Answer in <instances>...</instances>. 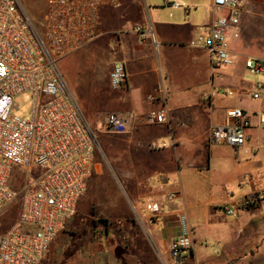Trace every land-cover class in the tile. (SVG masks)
Wrapping results in <instances>:
<instances>
[{"label":"crops","instance_id":"1","mask_svg":"<svg viewBox=\"0 0 264 264\" xmlns=\"http://www.w3.org/2000/svg\"><path fill=\"white\" fill-rule=\"evenodd\" d=\"M243 2L227 33L233 63L216 68L205 49L190 46L216 16L212 0H130L101 9L99 35L83 49L105 56L110 71L122 62L127 80L114 91L106 74L110 114L123 128L96 149L77 204L80 215L104 227L95 245L106 248L90 264H264V200L234 216L220 211L264 193V86L259 99L250 97L264 75L244 67L248 58L264 60V0ZM137 25L149 26L155 42L142 40ZM231 108L249 116L247 141L210 145L212 126ZM160 110L165 123L144 124L145 114ZM171 193L174 202L166 200ZM153 204L157 213L148 208ZM117 219L120 228L111 225ZM185 231L192 246L174 259L169 244Z\"/></svg>","mask_w":264,"mask_h":264},{"label":"built area","instance_id":"2","mask_svg":"<svg viewBox=\"0 0 264 264\" xmlns=\"http://www.w3.org/2000/svg\"><path fill=\"white\" fill-rule=\"evenodd\" d=\"M124 1L130 0H48L43 32L36 36L20 1L0 0V212L18 196L10 183L12 172L25 176L17 218L0 235V264L41 262L76 213L86 181L94 173L97 140L57 62L94 42L101 9L118 8ZM243 6V0H212L214 20L190 42L209 53L213 68L233 63L227 33L238 25ZM135 32L142 40L155 42L149 26L137 25ZM244 67L253 76L264 75V60L248 58ZM126 80L124 64L114 63L110 88L121 90ZM263 86L256 82L250 97L259 99ZM26 96L30 100L28 119L23 117L22 106ZM143 122L163 124L165 113L150 111ZM258 122L264 131V113L258 114ZM107 125L112 132L123 128L115 114L108 116ZM249 128V116L241 108H231L221 123L212 126L209 144L239 148L247 141ZM262 147L264 150V135ZM166 200L174 202L177 195L168 194ZM263 200L264 193L257 191L220 211L234 216ZM148 208L151 213L159 211L156 204ZM191 246L192 239L185 231L170 242V255L177 259Z\"/></svg>","mask_w":264,"mask_h":264},{"label":"rangeland","instance_id":"3","mask_svg":"<svg viewBox=\"0 0 264 264\" xmlns=\"http://www.w3.org/2000/svg\"><path fill=\"white\" fill-rule=\"evenodd\" d=\"M19 1L31 22L34 34L39 36L43 32L48 0ZM57 67L85 121L95 134L97 149H99L103 146L107 134L116 133L110 131L107 125L108 116L112 111L108 99L113 93L105 79L110 71L109 60L103 55H98L96 50L91 52V50L82 49L59 60ZM24 99L26 100L22 104L25 108L23 117L28 119L29 115L26 111L30 108V100L27 96ZM24 178V174L16 170L12 172L10 183L18 192V196L13 203L0 212V235L7 232L17 218ZM97 223L91 215H80L76 210L75 215L66 223L38 264H90L93 260L92 255L106 248L105 245H95L98 238L105 237L103 223ZM122 223L120 219L111 221V225H115L116 228H120Z\"/></svg>","mask_w":264,"mask_h":264},{"label":"trees","instance_id":"4","mask_svg":"<svg viewBox=\"0 0 264 264\" xmlns=\"http://www.w3.org/2000/svg\"><path fill=\"white\" fill-rule=\"evenodd\" d=\"M105 222V221H104Z\"/></svg>","mask_w":264,"mask_h":264}]
</instances>
